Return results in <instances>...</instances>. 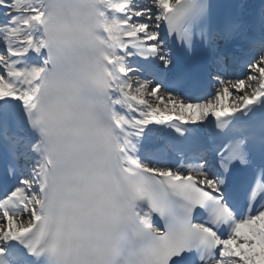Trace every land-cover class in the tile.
<instances>
[{
    "label": "snow or ice",
    "instance_id": "6c2138e0",
    "mask_svg": "<svg viewBox=\"0 0 264 264\" xmlns=\"http://www.w3.org/2000/svg\"><path fill=\"white\" fill-rule=\"evenodd\" d=\"M0 264H264V0H0Z\"/></svg>",
    "mask_w": 264,
    "mask_h": 264
}]
</instances>
